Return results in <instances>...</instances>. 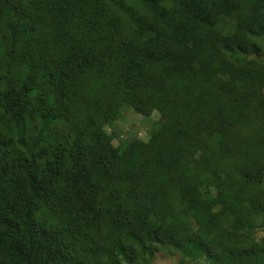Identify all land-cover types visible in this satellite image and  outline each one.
Wrapping results in <instances>:
<instances>
[{"label": "trees", "instance_id": "1", "mask_svg": "<svg viewBox=\"0 0 264 264\" xmlns=\"http://www.w3.org/2000/svg\"><path fill=\"white\" fill-rule=\"evenodd\" d=\"M158 252L264 264V0H0V264Z\"/></svg>", "mask_w": 264, "mask_h": 264}, {"label": "rangeland", "instance_id": "2", "mask_svg": "<svg viewBox=\"0 0 264 264\" xmlns=\"http://www.w3.org/2000/svg\"><path fill=\"white\" fill-rule=\"evenodd\" d=\"M158 117L155 113L151 117H144L132 109H126L122 117L112 127H108L109 132H115L113 142L115 145L120 143L121 138H126L129 135H136L140 138L147 139L148 130L152 127L154 119ZM152 264H194L193 262L183 263L178 255L168 252H158ZM203 264V263H201ZM207 264V263H206Z\"/></svg>", "mask_w": 264, "mask_h": 264}]
</instances>
